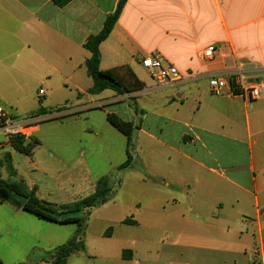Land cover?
<instances>
[{
	"label": "crops",
	"instance_id": "obj_1",
	"mask_svg": "<svg viewBox=\"0 0 264 264\" xmlns=\"http://www.w3.org/2000/svg\"><path fill=\"white\" fill-rule=\"evenodd\" d=\"M118 3L72 0L58 7L52 0H0V75L17 85L23 83L18 86L23 90L37 79L48 80L52 70L60 73L61 66L66 68V79L74 78L82 68L87 73L90 53L84 45L102 30ZM211 46L215 47L214 58L205 61L202 54ZM150 54L161 56L189 76L168 86L142 79L141 60ZM123 67L144 84L141 90L125 95L112 90L90 94L93 81L87 73L91 81L86 88H77L78 96L87 93L91 98L72 110L85 116L103 111L109 123V114L120 118L110 111L113 106L143 96L158 98L155 114L182 126L183 132L176 142L150 136L172 154L169 162L179 161L187 192L202 193L211 216L205 221L197 208H191L192 213L180 217L201 231H189L174 241L144 240L130 249L131 259H124L123 250L116 263L264 264V101H250L230 89L214 96L209 88L212 77L231 80L241 75L250 82H264V0H128L109 39L100 46L101 70L120 72ZM5 100L6 93L0 88V101ZM137 105L135 112L142 114L151 107L140 101ZM67 110L71 109L63 112ZM38 131L37 125L33 137L37 138ZM54 167L38 166L58 187L60 166ZM25 213L11 204H0L3 264H18V243L33 237V222ZM149 215L170 217L160 210ZM144 221L145 215L139 212L135 227L144 226ZM163 247L168 248L164 254ZM101 258L85 251L73 254L68 264H112L110 258ZM30 264H52V254L36 255Z\"/></svg>",
	"mask_w": 264,
	"mask_h": 264
},
{
	"label": "rangeland",
	"instance_id": "obj_2",
	"mask_svg": "<svg viewBox=\"0 0 264 264\" xmlns=\"http://www.w3.org/2000/svg\"><path fill=\"white\" fill-rule=\"evenodd\" d=\"M65 71L64 66L60 67L62 74L52 70L48 80L37 79L30 88L23 90L18 88L23 83L17 85L10 77L0 75V88L7 98L0 103L7 112L18 116L19 120L35 118L33 115L40 108L48 112L43 119L37 118L39 131L36 137L41 145L32 156L11 152L9 139L0 132L2 178L9 182H20L27 190H35L39 199L53 204L60 202V205L89 196L103 178L110 179L115 193L108 203L86 213L88 222L84 242L86 253L110 258L112 264L120 260L121 251L124 250V255L144 240L174 241L175 237L189 231H201V227L195 224H185L180 215H189L193 211L191 208H197L198 214L208 221L211 214L205 208L202 193L193 195L187 192L189 189L183 183V167L179 161L169 162L168 156L172 154L159 147L150 136L176 142L183 132L182 126L158 118L159 115L154 111L159 99L153 96H143L136 101L129 99L111 109L109 107L121 120L131 122L134 126L129 148L132 163L122 169L128 159V138L107 122L103 111L96 110L85 116L72 110L79 103L90 100L91 95L87 93L79 97L77 88H86L91 79L85 68L76 72L72 79H66L68 76L63 74ZM139 75L142 79H151L146 70H141ZM41 90L44 91L42 96L39 94ZM139 101L142 105L151 106L143 114L135 112V106H140L137 105ZM66 109L71 110L63 112ZM10 153L13 165L18 169L16 175L12 172L16 170L15 167L10 168L7 162ZM42 163L55 164L54 168L60 166L58 187L54 179H49L47 174L39 170L38 166ZM65 166L69 169L62 171ZM158 210L165 211L170 217H150L149 214ZM139 212L146 217L144 226L122 223L130 218L138 220ZM23 216L33 222L30 229L33 237L18 243V264H29L36 255L51 254L55 247L67 243L77 231L76 224L57 225L27 213ZM202 229L207 230L205 227ZM160 251L164 254L168 248L163 247Z\"/></svg>",
	"mask_w": 264,
	"mask_h": 264
},
{
	"label": "trees",
	"instance_id": "obj_3",
	"mask_svg": "<svg viewBox=\"0 0 264 264\" xmlns=\"http://www.w3.org/2000/svg\"><path fill=\"white\" fill-rule=\"evenodd\" d=\"M52 1L54 5L64 7L72 0ZM127 2L128 0H119L114 13L106 18L102 30L98 34L89 37L84 45L85 49L90 53V58L86 62L88 76L93 81V87L89 90L90 94L95 95L106 90H112L119 95H125L133 91L141 90L144 87V84L127 67H123L120 72L119 70L103 71L100 69V46L109 39ZM59 110L61 111V108ZM47 113L45 108H40L33 117ZM16 118L18 119V116ZM107 119L113 127L128 138V159L122 166V169L128 168L132 163V155L130 154L129 148L132 142L133 124L131 122H125L112 114H109ZM9 144L15 152L32 156L35 149L40 145V142L34 137L26 140L24 137L16 136L9 139ZM7 162H9V167L13 169L14 165L10 154L7 155ZM1 166L0 164V204H11L18 210H22L40 220L57 225H77V231L74 236L67 243L58 246L52 251V264H68L69 258L73 254L85 252L86 245L84 236L88 222L86 213L110 201L115 193V188L110 182V179L103 178L97 185L95 191L89 196L72 203L57 205L39 199L35 190H27L26 186L20 182L4 180L1 176ZM12 172L16 175V170L13 169ZM20 197L27 198V202L24 204L20 202ZM132 219H127L122 223L137 226L138 223L136 220ZM111 229L113 228L111 227ZM123 257L124 259H131L132 251L127 250ZM0 264H3L1 259Z\"/></svg>",
	"mask_w": 264,
	"mask_h": 264
},
{
	"label": "built area",
	"instance_id": "obj_4",
	"mask_svg": "<svg viewBox=\"0 0 264 264\" xmlns=\"http://www.w3.org/2000/svg\"><path fill=\"white\" fill-rule=\"evenodd\" d=\"M214 53L215 47H208L202 54L203 59L205 61L212 60ZM141 65L160 86L181 82L189 76L182 74L176 66L156 54H150L142 58ZM209 88L214 96H223L230 89L234 95L244 96L250 101H264V82H250L241 75L231 80L222 77H212L209 81ZM39 94L41 96L44 95V91L41 90ZM38 121L37 118L19 120L15 115L7 112L0 103V132L7 139L16 136L24 137L26 140L31 139Z\"/></svg>",
	"mask_w": 264,
	"mask_h": 264
},
{
	"label": "water",
	"instance_id": "obj_5",
	"mask_svg": "<svg viewBox=\"0 0 264 264\" xmlns=\"http://www.w3.org/2000/svg\"><path fill=\"white\" fill-rule=\"evenodd\" d=\"M19 201L22 202V203L24 204V203L27 202V198H22V197H20V198H19Z\"/></svg>",
	"mask_w": 264,
	"mask_h": 264
}]
</instances>
